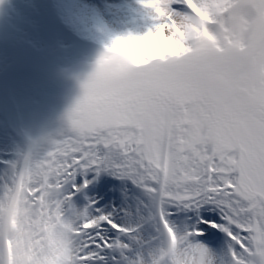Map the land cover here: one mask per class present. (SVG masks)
<instances>
[{
  "label": "bare ground",
  "instance_id": "1",
  "mask_svg": "<svg viewBox=\"0 0 264 264\" xmlns=\"http://www.w3.org/2000/svg\"><path fill=\"white\" fill-rule=\"evenodd\" d=\"M9 2L11 6L5 0H0V17L5 13L4 23L7 30V37L0 39H6V43H0V78L4 80L2 95L6 102V106L0 105V160L5 157L8 162L15 164L14 176L17 171L20 172L19 182L14 177L13 186H17V191L11 206L8 207V200L14 187L10 185L12 189L9 192L8 185L3 184L5 191L0 192V248L3 250L2 243L7 247L8 264H73V256L81 251L78 241L69 244L72 239L70 231L80 224L87 226L84 223L86 220L89 227H94L96 216L102 209L73 204L70 214L60 219L59 203L62 192L53 194L49 188L58 183V176L67 166H71L68 172L78 174L76 165L80 161H85L80 164L84 168L83 174L96 171L97 169L90 170V167L97 168L94 164L103 168L100 172L109 168L107 173L111 174L112 170L113 174H117L119 170V176L132 179L149 193H157L161 197L162 212L166 218L169 213H176L182 208V212H185L191 197L209 189L211 173H208L207 178L201 161L190 151L181 150L183 145L177 140L178 134L173 133L170 137L167 131H162L157 134L154 143L145 145L137 143V129L121 123L103 131V135L108 137V143L99 136L93 140L92 134L86 139L65 125L66 104L59 94L40 85H18L5 76L8 72L36 71L32 69V64L41 51H35L34 46H38L47 37L57 41L56 44L53 43L54 51L47 53L52 71L64 73L73 69L76 71L72 74L75 78L80 75L87 79L98 58L88 46L94 43L96 47H103L109 36L119 35V28L124 30L122 34L144 33L152 26V21L148 19L152 14L151 9L125 6V0H101L109 7V14L105 16L104 12H100L103 10L102 6L91 0ZM34 8L37 9V14L30 10ZM51 19L54 23L59 22L63 30L74 31L82 36L88 44L78 47L75 53L80 57L74 66H59L58 60L65 58V54H70L72 47L69 46L67 38L59 35L57 29L50 24ZM165 20L157 21L162 27L155 35L141 40L142 44L134 50H124L125 54L136 58L135 61L141 65L153 61L163 62L169 56L174 58L180 54V29L175 27V31H172ZM20 57L31 65L27 68L14 67L13 65L16 66L21 61ZM58 79L61 81L59 77ZM114 137L124 141L127 150L124 144L114 142ZM91 145H95L96 149L92 150ZM74 159L77 161L75 164ZM97 181L99 184V179ZM42 186L44 190L37 192ZM25 190L33 194L32 200L25 197ZM247 195L249 194L238 192L229 199L225 208L230 219L225 218L233 226L229 232L231 235L238 232L236 227L253 232L251 237L241 234L238 238L249 252H256L257 256L256 262L244 259V264H264V202L253 203L246 199ZM33 200L41 202L37 210L31 208ZM7 207L9 211H6ZM79 210H83L81 215L78 214ZM205 213L214 222H221L219 215L210 209H204L202 214ZM153 216H156V212L149 203L145 211H139L133 218L120 220L118 216L117 219L122 226L130 227L144 218L143 222L149 221L143 231L148 233L146 239L154 240L160 234L156 233L158 226L153 223ZM179 221L181 224L170 220L174 235L170 249L156 241L152 246L137 252V259L127 257V261L131 264H157L158 260L161 264H223L220 259L223 255L214 253L212 247L207 248L201 242H190L186 238L190 222L186 218ZM41 228L46 229L44 236H38ZM94 228L98 229L97 226ZM223 249L226 252L228 247ZM236 254L235 252L234 255ZM2 258L0 255V263Z\"/></svg>",
  "mask_w": 264,
  "mask_h": 264
},
{
  "label": "snow or ice",
  "instance_id": "2",
  "mask_svg": "<svg viewBox=\"0 0 264 264\" xmlns=\"http://www.w3.org/2000/svg\"><path fill=\"white\" fill-rule=\"evenodd\" d=\"M137 3L151 9L152 26L142 34L109 36L64 123L86 139L92 134L93 140L99 136L105 143L103 131L121 123L137 129V143L145 145L154 143L162 131L170 137L178 134L181 150L201 161L206 176L211 173L209 189L187 205L193 214L189 239L203 235L198 230L202 224L227 234L233 227L225 208L231 197L247 193L249 201L264 202V0ZM160 19L180 29L182 52L163 62L135 64L121 46L155 35L162 27ZM114 142L127 150L119 137ZM118 175L119 170L113 177ZM88 185L83 179L72 191ZM206 208L221 222L203 216ZM103 223L120 228L110 218Z\"/></svg>",
  "mask_w": 264,
  "mask_h": 264
},
{
  "label": "rangeland",
  "instance_id": "3",
  "mask_svg": "<svg viewBox=\"0 0 264 264\" xmlns=\"http://www.w3.org/2000/svg\"><path fill=\"white\" fill-rule=\"evenodd\" d=\"M105 7L107 8L105 10L106 13L109 14L108 6H105ZM100 12H104V11L100 10ZM5 16H6L5 13H3L1 14V17H0V39H3V36L4 38L7 37V30H6L5 23H4ZM7 24H9L8 21H7ZM118 30H119V35L122 34V32L124 31L120 28ZM4 41H0V43H6ZM53 43L56 44L57 41L56 40L52 41V38L46 37L44 40L38 43V46H34L35 51L36 49H38L39 52L41 51V54L38 55V57H36V59L33 61V64H32L33 65L32 69L36 71L32 72V71L21 70V71H16L13 73L8 72L5 76L6 78L13 80L15 83L21 86L30 87L33 85H40L42 87H46V88L53 90L54 92L60 95V97L63 99L64 103L66 104L65 110H64V114L66 116L67 112L73 107L75 102L81 96L82 94L81 85L84 83L86 79L84 77H81L80 75L75 78L72 74L75 73L76 71H73V69H71L70 71L66 70L64 73H59V72L57 73V72L52 71L49 65V59L47 57L48 56L47 53L48 52L52 53L54 51L53 49H55V47L53 46ZM77 49L78 48L71 49L70 54L68 55L65 54L66 56L65 58L64 57L60 58L58 60L60 63L59 66L60 65H63L64 67L74 66L76 61L79 60L77 58L80 57L79 54L75 53L77 52ZM89 49L92 50V46H89ZM20 59L21 61H19V64H17L16 66L13 65L14 67L27 68L28 66L31 65V64L26 63L27 61L23 59L22 57H20ZM134 59L137 60L136 58ZM5 63L7 62L5 61ZM135 63L137 64V62ZM138 64L140 65V63ZM29 70L31 69L29 68ZM57 77H59L61 81H59V79L57 80ZM3 81L4 80L0 78V105L6 106V102L4 99L5 97L2 95ZM77 86H80V88L77 89Z\"/></svg>",
  "mask_w": 264,
  "mask_h": 264
},
{
  "label": "clouds",
  "instance_id": "4",
  "mask_svg": "<svg viewBox=\"0 0 264 264\" xmlns=\"http://www.w3.org/2000/svg\"><path fill=\"white\" fill-rule=\"evenodd\" d=\"M142 42L139 41V42H130V43H127L125 45H122V49H125V50H134L137 46L141 45Z\"/></svg>",
  "mask_w": 264,
  "mask_h": 264
}]
</instances>
